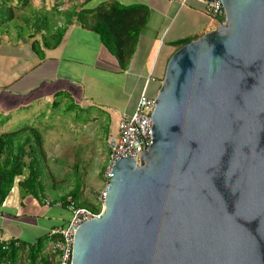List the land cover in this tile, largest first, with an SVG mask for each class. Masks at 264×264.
I'll return each instance as SVG.
<instances>
[{
    "label": "water",
    "instance_id": "water-1",
    "mask_svg": "<svg viewBox=\"0 0 264 264\" xmlns=\"http://www.w3.org/2000/svg\"><path fill=\"white\" fill-rule=\"evenodd\" d=\"M168 57L138 162L116 160L70 264H264V0Z\"/></svg>",
    "mask_w": 264,
    "mask_h": 264
},
{
    "label": "crops",
    "instance_id": "crops-1",
    "mask_svg": "<svg viewBox=\"0 0 264 264\" xmlns=\"http://www.w3.org/2000/svg\"><path fill=\"white\" fill-rule=\"evenodd\" d=\"M80 1L82 0H78ZM91 1L88 0L86 3ZM101 1L107 0H95L91 6L84 5V7H92ZM114 1L123 5L141 4L147 11L145 22L137 33L131 57L123 70L119 68L115 57L102 45L98 35L74 20L68 22L56 47H40L42 58L37 57L29 46L33 38L39 40V34L31 37L30 30L19 34L22 32L21 28L13 29L15 35L12 36L11 41L9 32L5 28L7 26L0 25V97L3 98V102L6 100L10 102L8 106H4L6 111L18 110L33 102L51 103L53 93L57 91L65 93L64 96L59 97L60 101L64 99L69 102L75 98L76 103L80 102L84 99V94L103 79L101 72H106L119 79L117 86L123 87L120 88V94L127 86L129 87L131 99L128 105L123 103L116 105V111L119 114L118 118L121 114H130L137 93L143 85H146L147 79L154 80L159 87L165 63L175 50L173 43L183 38L193 39L217 26L215 20L203 10L204 0ZM78 2L55 0L56 10L60 13L53 11L56 15L50 20L49 28L64 24L66 11L76 6ZM42 32L44 33L45 30ZM1 41L6 42L1 43ZM89 69L98 73H89ZM95 80L97 81L93 83ZM113 82L116 83L115 80ZM75 102L73 103L76 104ZM10 193L13 195L9 196ZM61 195L53 200L41 199L43 205L54 206L59 210L48 213L43 209L39 217L36 215V218H41L42 221L30 224L27 219L32 214L26 215L21 212L17 215L13 212V208L23 205L21 200L24 195L21 196L20 190L12 186L0 204V225H3V229L12 226L15 230L6 231L7 236L0 239L15 237L33 241L51 229L64 226L69 213L66 208L55 205ZM80 197L81 195L79 200L86 199ZM4 222L7 224L4 225ZM32 227H36L35 230L39 233H32L34 238L31 240L21 238V234L30 233Z\"/></svg>",
    "mask_w": 264,
    "mask_h": 264
},
{
    "label": "rangeland",
    "instance_id": "rangeland-1",
    "mask_svg": "<svg viewBox=\"0 0 264 264\" xmlns=\"http://www.w3.org/2000/svg\"><path fill=\"white\" fill-rule=\"evenodd\" d=\"M94 1L84 5L91 6ZM8 3L15 5V0H9ZM54 4L55 0H27L18 11L13 9L16 12L15 16L10 22L4 24L7 26L5 28L9 32L10 40L12 41V36L15 35L13 29L19 30V27H24L25 29H22L19 34L27 31V27L20 22L22 15L38 21L37 18L40 15L34 14L35 12L45 14L50 20L54 19L52 17L56 14L51 10ZM15 18L18 20L14 21ZM14 22L17 23V28L11 26ZM3 42L6 41H1ZM88 71L92 74L98 73L93 69ZM101 73L103 79L98 81L93 89L91 87L89 91L87 90L88 93L84 94V99L77 103L75 98L72 99L77 105L70 110L66 109V105L71 100L68 102L61 99L60 101L58 98L59 102L56 106H51L48 102H33L18 110L6 111L4 106H8L10 102L8 100L3 102V98L0 97V131L9 132L31 125L37 128L42 138V148L45 152V157L41 159L39 166L43 185L42 197L36 201L32 196L24 195L21 200L23 205L13 208V212L17 215L21 212L26 215L32 214L28 219L25 218L30 224L42 221L41 218H36V215L39 217L43 209L48 213L59 210L54 206L43 205L41 199L46 201L56 199L60 194L75 187H78L81 199L86 198L90 203L98 204L96 195L103 188L100 172L107 157L106 138L114 134L119 115L116 105L121 103L128 105L131 99L128 86L120 94V88L123 87L117 86L119 79H115L109 73ZM114 80L116 83L113 82ZM155 83L154 80L147 79L148 93L156 91L158 86ZM14 186L19 190L16 182L13 183ZM12 195L13 193L9 194V196ZM6 224L4 222V225ZM35 229L36 227H32L30 233L23 232L21 238L31 240L34 238L32 233H39ZM8 230L15 229L12 226L3 229V225H0V237L7 236ZM51 246V242L46 243L45 250L48 251Z\"/></svg>",
    "mask_w": 264,
    "mask_h": 264
},
{
    "label": "trees",
    "instance_id": "trees-1",
    "mask_svg": "<svg viewBox=\"0 0 264 264\" xmlns=\"http://www.w3.org/2000/svg\"><path fill=\"white\" fill-rule=\"evenodd\" d=\"M8 1L0 0V25L10 22L16 14L15 11L27 2V0H17L15 5H12ZM86 2L88 0H82L66 11L65 23L55 25L53 28H49L50 19L45 14L34 12L40 15L38 21L22 15L20 22L31 31V37L39 34V40L33 38L30 41L31 50L37 57L42 58L41 48L56 47L66 25L74 20L98 35L102 45L115 57L119 68L123 70L131 57L137 33L145 22L146 8L141 4L123 5L114 0L101 1L92 7H84ZM51 10L57 12L55 4L52 5ZM16 25L17 23L14 22L12 26L17 28ZM42 30L45 32L43 33ZM190 39H179L173 43V46L177 49ZM64 95L63 91L54 92L50 105L56 106L59 102L58 98ZM75 106L76 104L70 101L66 109L70 110ZM44 157L42 138L36 127L25 125L14 131L0 132V204L14 182L19 187L21 196L30 195L36 199L42 197L43 185L39 166ZM100 173L102 177V169ZM79 195V189L75 187L63 193L57 201H61V207L66 208L65 198L70 196L77 205L94 212L99 211V203L96 205L86 199L79 200ZM57 237V234L48 231L33 241L15 237L0 239V264H57L56 252L52 249L45 250L46 243L54 241Z\"/></svg>",
    "mask_w": 264,
    "mask_h": 264
},
{
    "label": "built area",
    "instance_id": "built-area-1",
    "mask_svg": "<svg viewBox=\"0 0 264 264\" xmlns=\"http://www.w3.org/2000/svg\"><path fill=\"white\" fill-rule=\"evenodd\" d=\"M203 10L215 20L216 24L224 18V10L219 0H204ZM146 90V85L140 88L132 112L121 114L116 122L115 133L106 138L107 157L102 168L103 188L96 195L100 204L99 211L94 212L84 206L77 205L70 196L65 198L66 210L69 213L68 220L64 226L50 231V233L58 235L57 239L51 242V249L57 254V264H70L75 229L82 222L98 216L101 211L112 164L121 158H130L134 162H138L148 149L150 145L149 118L154 107L155 92L150 94ZM55 205L61 206V201H56Z\"/></svg>",
    "mask_w": 264,
    "mask_h": 264
}]
</instances>
